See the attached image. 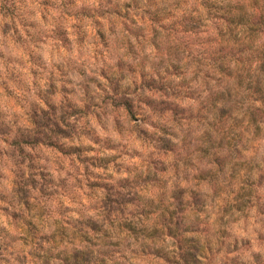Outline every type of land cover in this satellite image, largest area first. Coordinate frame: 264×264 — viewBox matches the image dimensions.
Instances as JSON below:
<instances>
[{"label":"rangeland","instance_id":"rangeland-1","mask_svg":"<svg viewBox=\"0 0 264 264\" xmlns=\"http://www.w3.org/2000/svg\"><path fill=\"white\" fill-rule=\"evenodd\" d=\"M243 10L264 0H0V264H264Z\"/></svg>","mask_w":264,"mask_h":264},{"label":"trees","instance_id":"trees-1","mask_svg":"<svg viewBox=\"0 0 264 264\" xmlns=\"http://www.w3.org/2000/svg\"><path fill=\"white\" fill-rule=\"evenodd\" d=\"M228 14H226V15H228ZM231 19H232V21H236V25H239L242 27H247L251 31L252 30L255 31V30H257L258 27L264 26V13L262 12V10L257 11V12H255V11L250 12V11H244V10L239 11L236 14H234V16L231 17ZM225 20L228 21V19L226 17L224 18V21ZM262 33H264V28H263ZM254 55H255V53H253L252 57L256 58L255 62L259 63L258 69H260L264 72V47H263L262 51L257 56L256 55L254 56ZM225 73H226V71L221 72L222 75H224ZM263 96H264V94H263ZM254 107L259 108L261 106L260 105H258V106L254 105ZM170 109H174V108H170ZM250 109H252V108H250ZM254 114H256V112H254V110H249V112H248V115H249L248 122L249 123H256L254 120Z\"/></svg>","mask_w":264,"mask_h":264}]
</instances>
